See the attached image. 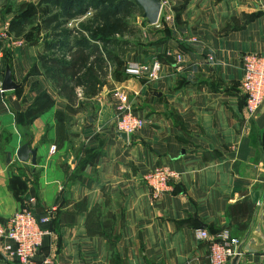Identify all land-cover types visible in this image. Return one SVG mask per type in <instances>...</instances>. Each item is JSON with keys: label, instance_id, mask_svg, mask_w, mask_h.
<instances>
[{"label": "crops", "instance_id": "1", "mask_svg": "<svg viewBox=\"0 0 264 264\" xmlns=\"http://www.w3.org/2000/svg\"><path fill=\"white\" fill-rule=\"evenodd\" d=\"M160 1L157 24L137 17L136 34L110 48L101 87L72 105L41 70L31 73L40 42L10 34L2 43L19 87L0 91V221L34 213L45 234L32 264H111L113 252L120 264H210V239L224 231L240 239L258 222L264 100L249 117L241 81L242 57L264 56V0ZM12 18L2 14L0 32ZM170 49L182 55L180 69ZM153 58L162 63L155 82L124 73ZM118 92L144 120L126 142L115 134ZM27 141L35 165L16 157ZM159 166L177 178L153 199L144 176ZM0 264L19 263L0 253Z\"/></svg>", "mask_w": 264, "mask_h": 264}, {"label": "built area", "instance_id": "2", "mask_svg": "<svg viewBox=\"0 0 264 264\" xmlns=\"http://www.w3.org/2000/svg\"><path fill=\"white\" fill-rule=\"evenodd\" d=\"M5 38H9L6 31L0 33V39ZM192 42L196 40L192 39ZM165 55L172 58L177 69L181 68L182 55L179 52L170 49L165 52ZM208 60L209 63L212 62L211 57ZM161 69L162 63L157 58H153L149 62L127 64L124 73L150 84L158 80ZM242 72L241 89L245 97V110L249 117H254L264 100V56L244 55ZM75 96L76 99L82 98L81 87L75 89ZM114 96L117 99L114 117L115 130L127 136L137 133L144 126V120L134 114L126 94L118 92ZM175 178H177L176 172L166 166H159L148 172L144 176V181L152 198L157 199L168 191L170 182ZM44 234L34 213L26 209L17 211L6 221H0V253L7 260H15L19 264H32V259L42 244ZM196 235L198 240L208 239L204 230H197ZM238 243L239 239L232 237L227 231L210 239L207 250L209 263L228 264L235 254ZM47 263V260L43 262V264Z\"/></svg>", "mask_w": 264, "mask_h": 264}, {"label": "rangeland", "instance_id": "3", "mask_svg": "<svg viewBox=\"0 0 264 264\" xmlns=\"http://www.w3.org/2000/svg\"><path fill=\"white\" fill-rule=\"evenodd\" d=\"M26 2L20 5L16 4L15 0H0V18L4 12H10L13 16L23 14L27 19V25L24 28L25 40L40 42L42 45L50 38L49 32H42L40 22L42 16L49 14H64L66 17L60 20V26L56 31L55 41L62 46H72L77 41L88 40L90 34H99L105 39H108L109 46L98 40L92 41L99 49H110L112 43H123L125 34L128 30H133L136 34L137 17L141 16V10L136 5L134 0H25ZM120 1V2H119ZM119 4L118 12L115 19L110 21L106 18V13L114 8L115 3ZM89 3V4H88ZM132 5L131 8L128 5ZM57 5V6H56ZM102 7L101 10L98 8ZM9 24V23H8ZM112 26L111 30H108ZM9 27V25L7 26ZM38 30V31H37ZM2 33V32H0ZM8 35L10 33L7 30ZM11 36V35H10ZM138 37V35H136ZM10 38V37H9ZM9 38L0 39V52L2 55L5 49L2 48V43L9 41ZM112 47V46H111ZM63 52L58 50L54 52L57 57H63ZM67 59L68 56L65 54ZM1 63L0 67L2 68ZM5 67V66H4ZM84 93V89H82Z\"/></svg>", "mask_w": 264, "mask_h": 264}, {"label": "trees", "instance_id": "4", "mask_svg": "<svg viewBox=\"0 0 264 264\" xmlns=\"http://www.w3.org/2000/svg\"><path fill=\"white\" fill-rule=\"evenodd\" d=\"M120 2V1H119ZM118 3H115L114 8L106 13V18L110 21L115 19L118 12ZM89 4V3H88ZM137 5V4H136ZM57 6V5H56ZM130 8L132 5H128ZM99 10L102 7L98 8ZM64 14H49L48 16H42L40 22V28L42 32H49L50 39L42 44L41 55L36 65L32 67L31 73H36L39 69L48 81L51 82L59 95L64 97L69 104L76 102L75 89L81 87L84 89V94L100 88L102 80L106 76L109 65L114 60V55L110 49H107L108 39L102 35L95 33L90 34L91 38L88 40L77 41L72 46H62V44L55 41L56 31L60 26V20L65 18ZM27 25L26 17L23 14L13 16L9 23L8 32L14 37L24 35V28ZM112 26L108 28L111 30ZM38 31V30H37ZM99 40L107 45L104 49H99L92 41ZM98 40V41H99ZM31 42H35L31 40ZM118 44L112 43L111 46ZM62 51V54H66L68 58L57 57L54 52ZM7 60V55L4 53L1 58L2 75L4 74V66ZM3 78V77H2ZM114 245H112V248ZM111 264H120L118 256L113 252Z\"/></svg>", "mask_w": 264, "mask_h": 264}, {"label": "water", "instance_id": "5", "mask_svg": "<svg viewBox=\"0 0 264 264\" xmlns=\"http://www.w3.org/2000/svg\"><path fill=\"white\" fill-rule=\"evenodd\" d=\"M137 6L142 11V18L145 20L147 25H155L159 20L160 11L162 8V3L160 0H134ZM19 87L12 80V75L10 71V66L6 62L4 67L3 78L0 82V91H12ZM116 136L122 141H127V135L122 132L116 131ZM16 157L20 162H26L30 160V163L35 165L36 151L31 149L30 141H27L19 147L16 152ZM10 162V154H6V163ZM264 190L262 193V198L260 201L261 210L258 216V222L254 225V221L250 224L246 233L239 239V243L236 246L235 254L229 260L228 264H251L249 263V255L259 256V263L264 264ZM251 234L252 237H249ZM242 254H245V257H242Z\"/></svg>", "mask_w": 264, "mask_h": 264}]
</instances>
